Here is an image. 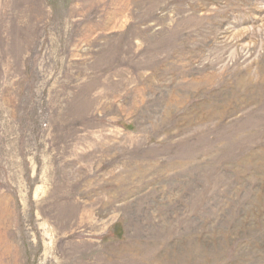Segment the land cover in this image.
<instances>
[{"label":"rangeland","instance_id":"1","mask_svg":"<svg viewBox=\"0 0 264 264\" xmlns=\"http://www.w3.org/2000/svg\"><path fill=\"white\" fill-rule=\"evenodd\" d=\"M0 264H264V0H0Z\"/></svg>","mask_w":264,"mask_h":264}]
</instances>
